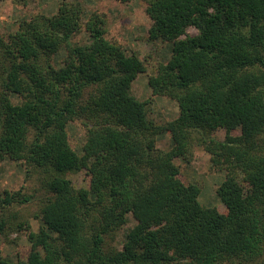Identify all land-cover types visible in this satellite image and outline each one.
<instances>
[{"label":"trees","instance_id":"1","mask_svg":"<svg viewBox=\"0 0 264 264\" xmlns=\"http://www.w3.org/2000/svg\"><path fill=\"white\" fill-rule=\"evenodd\" d=\"M144 2L150 41L172 45L149 78L154 97L179 107L162 126L150 119L151 102L132 94L145 62L107 38L103 16L86 23L85 45L72 43L83 8L67 2L0 35V162L39 172L50 194L28 259L0 254V264H264V0ZM77 121L86 129L82 154L68 131ZM167 132L174 150L164 153L157 138ZM194 133L226 172L217 191L224 212L202 206L200 188L175 164L193 160ZM81 171L90 174L87 189L68 178ZM31 201L0 191V233L5 212ZM130 214L136 225L123 249H107Z\"/></svg>","mask_w":264,"mask_h":264},{"label":"rangeland","instance_id":"2","mask_svg":"<svg viewBox=\"0 0 264 264\" xmlns=\"http://www.w3.org/2000/svg\"><path fill=\"white\" fill-rule=\"evenodd\" d=\"M65 2L80 5L84 12L83 28L73 38L72 43L74 45L90 43L86 23L94 14L103 16L107 22V38L120 45L128 54H138L147 66V71L140 74L133 84L132 94L138 100L151 102L150 119L155 125L162 126L175 120L179 116L178 104L168 98L154 97L149 87V78L155 74L158 65L169 61L172 45L161 40L150 41L149 31L153 22L146 12L144 0H131L128 3L117 0H1L0 35L14 33L23 22L38 15L55 16ZM198 33L195 28L187 30L189 36H196ZM64 59L65 51L56 55L52 63L61 67ZM68 131L72 147L82 154L86 142V129L83 123L80 121L72 123ZM240 134L237 130L233 131L232 137ZM214 137L224 140L226 132L219 131ZM192 147L194 157L190 163L182 158L175 159L181 178L185 183L196 184L200 188L199 200L202 206L217 208L224 212L217 191L226 179V172L213 166L211 155L207 151V143L197 133L193 135ZM157 149L164 153L174 150L171 133H163L157 138ZM68 178L76 189L89 188L90 174L87 171L69 174ZM4 190L20 192L32 198L30 203L14 204L2 216L8 223L6 230L0 233V254L18 263L26 261L30 255L32 249L30 235L40 231L42 226L40 210L50 194L44 188L39 172L8 159L0 162V191ZM128 219L123 229L107 239V249H123L126 234L136 225L132 214Z\"/></svg>","mask_w":264,"mask_h":264}]
</instances>
